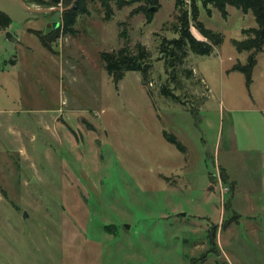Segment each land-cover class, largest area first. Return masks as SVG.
<instances>
[{
    "label": "rangeland",
    "instance_id": "rangeland-1",
    "mask_svg": "<svg viewBox=\"0 0 264 264\" xmlns=\"http://www.w3.org/2000/svg\"><path fill=\"white\" fill-rule=\"evenodd\" d=\"M47 2L0 0L12 21L0 31V264H264V50L249 89L231 71L248 62L234 43L257 28L252 13L185 0L192 34L203 39L195 3L222 41L173 70L160 47L180 37L174 0L151 22L138 3L87 1L52 51L33 33L61 23ZM124 31L152 67L115 85L100 53Z\"/></svg>",
    "mask_w": 264,
    "mask_h": 264
},
{
    "label": "trees",
    "instance_id": "trees-1",
    "mask_svg": "<svg viewBox=\"0 0 264 264\" xmlns=\"http://www.w3.org/2000/svg\"><path fill=\"white\" fill-rule=\"evenodd\" d=\"M24 3L26 0H22ZM39 4L43 0H33ZM99 1L100 4L108 8V4L111 1H115L120 7L124 5H131L138 3L143 7L153 8L154 10H147L146 8H140L139 10L145 12L148 21H152L153 14L159 7V0H63L64 12L62 21L56 29H53L48 33H41L39 31H33L38 37V40L42 47L48 51H52V44L61 38V35H74L75 25L78 17L87 13L86 2ZM175 9L178 12L177 18L179 19V28L177 33L179 39L167 40L163 39L160 50L164 56L169 68L176 70V68H182L188 53H193L200 56H209L213 52L214 47L221 44L222 37L220 34H215L205 28V26L197 19V9L194 3L193 19L196 21V28L198 33L203 39L197 38L190 31L189 21L186 12L181 10V6L185 0H174ZM195 2V0H194ZM57 0H49L46 5H55ZM204 5H213L224 19L228 17L227 7H234L242 13L247 14L249 12L255 18L257 28L246 31L247 35L250 36L241 43L235 42L234 45L239 51H247L250 53L248 62L245 65L240 63L234 65L231 71H237L244 75L245 84L247 89L252 84V72L257 64L256 56L258 53L264 50V0H204ZM12 21L8 15L0 11V30H7ZM244 32V34H246ZM124 38V45L116 51L112 52H101L100 59L106 70L108 76L112 78L115 85L125 77L129 72H139L143 78L147 76L149 70L152 67V57L150 51L140 43H137L134 47H130L129 38L126 32L121 33ZM15 64V60L11 61ZM189 73V72H187ZM187 77V74L184 73ZM163 94H169L164 88L161 90ZM196 114V109L191 110ZM164 138L167 142L174 145L179 151L184 152L185 147L177 139V137L171 133L164 132ZM223 178L225 173L222 171ZM210 179H213L210 177ZM212 237V236H211ZM212 240V238H211Z\"/></svg>",
    "mask_w": 264,
    "mask_h": 264
},
{
    "label": "crops",
    "instance_id": "crops-1",
    "mask_svg": "<svg viewBox=\"0 0 264 264\" xmlns=\"http://www.w3.org/2000/svg\"><path fill=\"white\" fill-rule=\"evenodd\" d=\"M159 1H160V0H159ZM22 5H23L27 10H29V11H32V12L35 11V10L31 9L30 5H27V3H24V2H23ZM51 12H52V11H51ZM55 12L57 13L58 11H55ZM140 21L146 23V21H144L143 19H141V18L138 17L137 20L134 22V24H135L136 22H140ZM48 23H49V22H48ZM48 23H46V25H47ZM46 25H45V26H46ZM51 25L53 26V24H51ZM133 26H134V25H133ZM133 26L131 27V28H132V31H133ZM8 29H9V28H8ZM8 29H7V30H8ZM7 30L2 31V32H6ZM0 31H1V30H0ZM36 31H37V30H36ZM39 31H41V30H39ZM132 31H131V32H132ZM138 43L142 44V43L139 42V41H138ZM136 44H137V43H136ZM142 45H143V44H142ZM143 46H146V45H143ZM16 62H17V61H15V64H13V66H15V65L17 64ZM232 67H233V66H232Z\"/></svg>",
    "mask_w": 264,
    "mask_h": 264
},
{
    "label": "built area",
    "instance_id": "built-area-1",
    "mask_svg": "<svg viewBox=\"0 0 264 264\" xmlns=\"http://www.w3.org/2000/svg\"><path fill=\"white\" fill-rule=\"evenodd\" d=\"M57 2H58V3H57V4H58V5H57L58 8H57V6H54V7L50 8V9L48 8L46 11H49V12L54 11V10H55V11H58V12L60 13V18H61L62 14H63V12H64V9L62 8V7H63V5H62V4H63V0H57ZM30 7H31V9H32V8H35V7H32V6H30ZM37 9L39 10V8H37ZM38 10H37V11H38ZM61 21H62V20H61ZM59 24H60V23H59Z\"/></svg>",
    "mask_w": 264,
    "mask_h": 264
},
{
    "label": "water",
    "instance_id": "water-1",
    "mask_svg": "<svg viewBox=\"0 0 264 264\" xmlns=\"http://www.w3.org/2000/svg\"><path fill=\"white\" fill-rule=\"evenodd\" d=\"M20 2H21V4H23V1H22V0H20ZM152 10H153V9H151V11H152ZM58 26H59L58 23H54L52 27H53V29H56ZM6 38H7V40L10 41V42H16V38H14V36H12L10 33H7V34H6ZM27 216H28L27 213L24 212V214H23V218L26 219Z\"/></svg>",
    "mask_w": 264,
    "mask_h": 264
}]
</instances>
